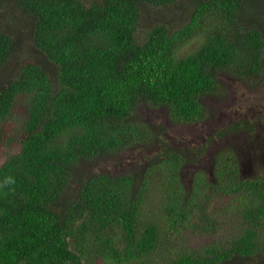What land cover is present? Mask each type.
<instances>
[{"label":"trees","instance_id":"1","mask_svg":"<svg viewBox=\"0 0 264 264\" xmlns=\"http://www.w3.org/2000/svg\"><path fill=\"white\" fill-rule=\"evenodd\" d=\"M175 1L15 0L32 17L42 60L0 81V264H264V170L242 176L238 147H224L188 187L184 169L206 147L172 146L134 118L145 107L164 110L174 125L204 123L220 73L262 77L264 0H201L183 29L158 24L137 42L141 6ZM206 16L219 24L179 58ZM16 45L0 29V71ZM259 124L235 122L220 138L237 143L234 135L245 133L247 143ZM155 143L160 153L138 169H84ZM218 210L238 219L237 236L184 245L190 233L225 227Z\"/></svg>","mask_w":264,"mask_h":264},{"label":"rangeland","instance_id":"2","mask_svg":"<svg viewBox=\"0 0 264 264\" xmlns=\"http://www.w3.org/2000/svg\"><path fill=\"white\" fill-rule=\"evenodd\" d=\"M87 1L91 3L93 0ZM200 1L176 0L173 4L162 7L142 5L141 19L135 35L137 42L144 43L145 35L158 24H163L170 32L183 29L191 23L194 16L193 13ZM253 14H256L255 10H253ZM260 22L264 25V10L260 17ZM32 24V17L23 12L17 6L15 0H0V29H5L17 42L13 54L0 71V81L17 77L19 70L23 66L30 62L42 60L33 43ZM218 24V21L206 16L204 21H201V27L191 35L190 39L179 46L177 56L182 58L195 52L202 45L206 33L212 32L213 28ZM44 64L48 68L54 67L45 60ZM217 79L219 82L218 89L213 95L205 98V102L211 110V117L204 123L174 125L167 120L164 110H154L145 107H140L134 116L135 120L150 124L156 132H163L162 135L172 146L185 147L190 145L193 150L206 147L207 152L199 164L195 167L189 166L184 169L183 179L188 187L191 182V175L197 169H205L207 172H210L211 158L220 148L238 147L239 151L243 153V157L248 159L246 155H248L247 152L250 150V146L259 142V146H262L263 151L261 153H264V74L262 77H257L254 80L245 81L225 73H220ZM21 108L19 106V110ZM18 115H20L19 111L15 118ZM235 122L240 124L245 122L256 124L259 122L261 124H259L260 126L258 125L254 134L249 137L246 135V140L249 141L247 143L241 141L243 138L242 134L245 133H242L241 136L234 135L237 143L231 136L222 140L220 133L227 131ZM11 127H14V123L11 124ZM209 139L210 142H208ZM15 147L16 145L13 144L7 148V153H10ZM160 149L157 143L149 149H130L118 157H106L93 164L85 165L84 169L87 171L92 170V172H110L117 176L126 171L138 169L141 163L145 161L154 160L156 155L160 153ZM262 159L255 166L256 173L264 170V158ZM209 176L212 177L211 174ZM222 212L225 213L226 218H222L225 227L221 231L214 236L212 233H205L203 231L190 233L183 244L199 248L214 241L226 243L237 236L236 227H238V219L236 217H229L227 212L222 210H218L216 214L220 215Z\"/></svg>","mask_w":264,"mask_h":264},{"label":"flooded vegetation","instance_id":"3","mask_svg":"<svg viewBox=\"0 0 264 264\" xmlns=\"http://www.w3.org/2000/svg\"><path fill=\"white\" fill-rule=\"evenodd\" d=\"M208 142H209V140H208ZM259 145H260V143L256 142L255 144L250 146V150L247 152L248 155H246L248 157V159L243 157V153L240 152L241 153V156H240V168H241L240 173L242 176L247 177V178H254L257 176L258 173H256V171H255V166H257V164L260 162V160H263V159H255V156L260 158V156H258V155L261 152H263L262 146H259ZM233 148L237 149V147H233ZM261 158H264V153H263ZM244 166H247V169H245Z\"/></svg>","mask_w":264,"mask_h":264},{"label":"clouds","instance_id":"4","mask_svg":"<svg viewBox=\"0 0 264 264\" xmlns=\"http://www.w3.org/2000/svg\"><path fill=\"white\" fill-rule=\"evenodd\" d=\"M6 184L8 185H11V184H14L15 183V180L11 177H9L6 181H5Z\"/></svg>","mask_w":264,"mask_h":264},{"label":"water","instance_id":"5","mask_svg":"<svg viewBox=\"0 0 264 264\" xmlns=\"http://www.w3.org/2000/svg\"><path fill=\"white\" fill-rule=\"evenodd\" d=\"M245 168H247L246 166H244Z\"/></svg>","mask_w":264,"mask_h":264}]
</instances>
